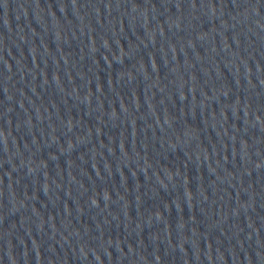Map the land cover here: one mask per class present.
<instances>
[{
	"label": "water",
	"instance_id": "water-1",
	"mask_svg": "<svg viewBox=\"0 0 264 264\" xmlns=\"http://www.w3.org/2000/svg\"><path fill=\"white\" fill-rule=\"evenodd\" d=\"M0 209L79 264H264V0H0Z\"/></svg>",
	"mask_w": 264,
	"mask_h": 264
}]
</instances>
